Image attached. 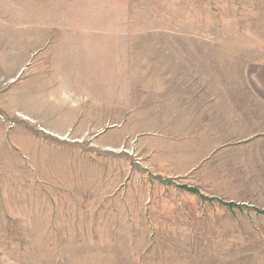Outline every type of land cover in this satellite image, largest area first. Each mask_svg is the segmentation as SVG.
<instances>
[{
    "label": "rangeland",
    "instance_id": "374dc122",
    "mask_svg": "<svg viewBox=\"0 0 264 264\" xmlns=\"http://www.w3.org/2000/svg\"><path fill=\"white\" fill-rule=\"evenodd\" d=\"M262 61L264 0H0V264H264V177L210 143Z\"/></svg>",
    "mask_w": 264,
    "mask_h": 264
},
{
    "label": "crops",
    "instance_id": "0c3cea01",
    "mask_svg": "<svg viewBox=\"0 0 264 264\" xmlns=\"http://www.w3.org/2000/svg\"><path fill=\"white\" fill-rule=\"evenodd\" d=\"M246 80L248 83L247 88L243 90L233 89L232 91V112L230 117L232 131L228 135L232 139L212 140L210 143L224 144L226 146L223 150L224 153L233 154L234 161H249L254 171L249 172L251 176L264 177V61L250 63L246 73ZM206 120H208V116H204V114L198 116L192 110L186 108L183 113L177 112L176 108V111H172V116L169 117L170 126L172 124H184L188 134L192 133L196 144L209 143V140L203 136L206 131L202 132V123L206 122ZM220 121H225L224 116L220 117ZM196 122L201 123L200 131H198V127H193V123ZM64 134L66 136L67 133L64 132ZM64 136L62 137L64 138ZM160 151L162 154L166 153V157L157 160L162 166H168L169 168L177 166L186 171L197 166V162L191 160H175L171 158L172 156L167 154L170 151L167 148L160 149ZM237 163L235 162V164ZM258 184L263 185V183ZM257 196H259V200L263 198L260 201L264 202V186H260L255 194L251 193L250 199L258 200ZM255 207L264 209V203H258Z\"/></svg>",
    "mask_w": 264,
    "mask_h": 264
}]
</instances>
